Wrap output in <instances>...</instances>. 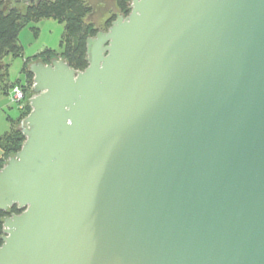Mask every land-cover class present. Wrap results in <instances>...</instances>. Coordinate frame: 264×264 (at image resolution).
Returning a JSON list of instances; mask_svg holds the SVG:
<instances>
[{"label": "water", "instance_id": "1", "mask_svg": "<svg viewBox=\"0 0 264 264\" xmlns=\"http://www.w3.org/2000/svg\"><path fill=\"white\" fill-rule=\"evenodd\" d=\"M130 8L30 63L0 264H264V0Z\"/></svg>", "mask_w": 264, "mask_h": 264}, {"label": "trees", "instance_id": "2", "mask_svg": "<svg viewBox=\"0 0 264 264\" xmlns=\"http://www.w3.org/2000/svg\"><path fill=\"white\" fill-rule=\"evenodd\" d=\"M131 1L117 0L118 10L124 15H128L131 11ZM92 11L93 6L87 0H39L30 3H25L22 0H0V93L8 94L10 88L16 83L21 84L23 87L26 84V86L32 88L31 81L34 75L29 70V65L33 61L41 60L47 64L53 58L61 57L75 69L84 70L88 66L87 39L89 36H95L100 31V28L89 19ZM117 15L115 13L107 20L106 25L108 28L112 21L117 18ZM44 18H54L64 24V33L59 44L60 48H46L35 55L29 56L22 68L23 77L17 80L16 83H10L8 65L4 64V57L7 54L22 56L24 53V46L20 43L22 28L30 25L35 36H38L39 27L37 22ZM2 84H4L3 87H1ZM26 107L28 109L25 114H28L31 105L28 103ZM13 127L0 138V148L2 149L0 169L4 166L6 159L21 149L26 139L22 132ZM15 142L16 145H14ZM20 212H22V209H19L17 205H14L8 211H0V246L3 243L4 218Z\"/></svg>", "mask_w": 264, "mask_h": 264}, {"label": "rangeland", "instance_id": "3", "mask_svg": "<svg viewBox=\"0 0 264 264\" xmlns=\"http://www.w3.org/2000/svg\"><path fill=\"white\" fill-rule=\"evenodd\" d=\"M87 1L93 6V11L89 16V19L90 21L95 23L97 27L100 28V30H105L108 28L106 22L113 14H123L117 8V0ZM37 26L41 27V29L39 30L40 33L37 37L35 36L34 31L30 27V25H26L25 27H23L20 32V40L24 45V51L26 55L33 54L40 47H42V50L50 47L55 49L60 48L59 44L64 29V24L60 23L54 18H44L37 22ZM24 59L25 58L22 56H14L12 54H7L4 57L5 61L10 62V75L8 79L10 78L11 81H16V79L21 74V68ZM3 86L4 84H2L1 87ZM24 90L28 98L32 97L33 84L32 88L26 86L25 84ZM9 92H11V88ZM0 107L2 108V110H0V134L9 131L11 129V126L13 125V128L18 129L21 132V121L31 112L32 108L30 109L28 114H25V111H27L28 107H25L20 111L19 107L16 104L11 103L9 95L4 93H0ZM10 118H12L13 120H11ZM14 145H16V142L14 143Z\"/></svg>", "mask_w": 264, "mask_h": 264}, {"label": "built area", "instance_id": "4", "mask_svg": "<svg viewBox=\"0 0 264 264\" xmlns=\"http://www.w3.org/2000/svg\"><path fill=\"white\" fill-rule=\"evenodd\" d=\"M10 101L13 104H16L20 111L30 104L28 96L25 93L24 87L21 84H14L10 92Z\"/></svg>", "mask_w": 264, "mask_h": 264}, {"label": "crops", "instance_id": "5", "mask_svg": "<svg viewBox=\"0 0 264 264\" xmlns=\"http://www.w3.org/2000/svg\"><path fill=\"white\" fill-rule=\"evenodd\" d=\"M39 27V26H38ZM41 29V27H39V30ZM40 33V32H39ZM63 33H64V29H63V32H62V35H61V38H62V36H63ZM39 35V34H38ZM37 37V36H36ZM60 41H61V39H60ZM20 43H21V40H20ZM22 44V43H21ZM23 45V44H22ZM24 46V45H23ZM47 47H50V46H47ZM50 48H52V47H50ZM55 49V48H54ZM44 50V49H43ZM42 51V47H40V48H38V50H36V52H34L33 54H31V55H26L25 54V51H24V53H23V55H22V57H24L25 59H24V62H23V65H22V68H23V66H24V63H25V61H26V59L29 57V56H32V55H35V54H37V53H39V52H41ZM3 61H4V64H6V65H8V75H10V62H8V61H5L4 59H3ZM22 68H21V74H20V76L16 79V81L17 80H20V78L21 77H23V74H22ZM9 77V76H8ZM9 81H10V83H13L14 81L12 80H10V78H9ZM16 81L14 82V83H16ZM17 84V83H16ZM10 91V90H9ZM8 95L10 96V92L8 93ZM10 99V98H9ZM10 103V102H9ZM0 110H2V108L0 107ZM11 117V116H10ZM11 120H13L12 118H10ZM14 122V121H13ZM14 126V125H13ZM13 126H11V128L13 127ZM8 132V131H7ZM6 134V132L5 133H3V134H0V138L2 137V136H4ZM2 156V149L0 148V157Z\"/></svg>", "mask_w": 264, "mask_h": 264}]
</instances>
